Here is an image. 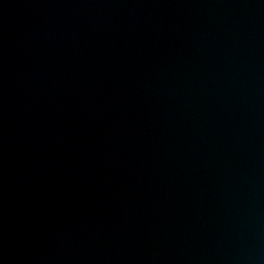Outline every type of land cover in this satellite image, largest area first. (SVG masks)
Here are the masks:
<instances>
[{
    "label": "water",
    "instance_id": "obj_1",
    "mask_svg": "<svg viewBox=\"0 0 264 264\" xmlns=\"http://www.w3.org/2000/svg\"><path fill=\"white\" fill-rule=\"evenodd\" d=\"M0 264H264V0H0Z\"/></svg>",
    "mask_w": 264,
    "mask_h": 264
}]
</instances>
